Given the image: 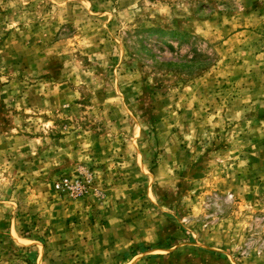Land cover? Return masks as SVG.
<instances>
[{
  "label": "rangeland",
  "instance_id": "rangeland-1",
  "mask_svg": "<svg viewBox=\"0 0 264 264\" xmlns=\"http://www.w3.org/2000/svg\"><path fill=\"white\" fill-rule=\"evenodd\" d=\"M0 264H264V0H0Z\"/></svg>",
  "mask_w": 264,
  "mask_h": 264
},
{
  "label": "built area",
  "instance_id": "built-area-1",
  "mask_svg": "<svg viewBox=\"0 0 264 264\" xmlns=\"http://www.w3.org/2000/svg\"><path fill=\"white\" fill-rule=\"evenodd\" d=\"M54 189L57 191H66L73 198L80 197L84 193V189L76 181L71 183L69 179H62L55 183Z\"/></svg>",
  "mask_w": 264,
  "mask_h": 264
},
{
  "label": "trees",
  "instance_id": "trees-1",
  "mask_svg": "<svg viewBox=\"0 0 264 264\" xmlns=\"http://www.w3.org/2000/svg\"><path fill=\"white\" fill-rule=\"evenodd\" d=\"M152 31H153V30H152ZM172 34H173V35H172V38H173V37L176 38L177 35H178V36H180V35H182V36H186V34H184V33L182 34V33H176V32H173Z\"/></svg>",
  "mask_w": 264,
  "mask_h": 264
}]
</instances>
